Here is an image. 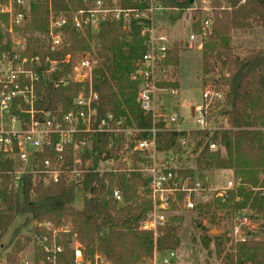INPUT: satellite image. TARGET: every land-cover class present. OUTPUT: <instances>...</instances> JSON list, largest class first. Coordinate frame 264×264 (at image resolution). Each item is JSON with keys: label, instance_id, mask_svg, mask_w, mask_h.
I'll return each mask as SVG.
<instances>
[{"label": "trees", "instance_id": "1", "mask_svg": "<svg viewBox=\"0 0 264 264\" xmlns=\"http://www.w3.org/2000/svg\"><path fill=\"white\" fill-rule=\"evenodd\" d=\"M193 1L198 0H163V3L173 9L186 11L192 8ZM241 2L211 0L216 17L213 18L212 29L203 35L201 50L204 77L220 67L221 81L217 84L223 88L225 96L220 114L226 118L228 127L212 132L182 133L193 143L191 153L194 160L191 168L182 166L179 173L194 181L196 177L204 179L208 172L223 170L231 172L234 179L241 180V185L228 202L222 203L213 198L210 204H198L196 210L213 216L217 211L248 210L259 228L250 240L232 247L233 253L224 252L228 240L219 236H204L201 245L203 248L216 247L218 256L224 253L222 264H264V49L251 50L248 55L241 57L233 53L231 47L232 31L264 29V0ZM30 4V20L19 30L23 35L45 32L51 12L69 17L72 11L85 7L82 0H30ZM121 5L133 7L135 0H121ZM192 19L195 34L204 33L199 9L194 11ZM142 29L139 22L125 27L121 21L110 20L104 22L97 32H89L84 36L67 26L64 32L68 50L51 52L48 43L31 36L27 38L26 54L63 60L67 54L92 51L95 45L99 64L94 71L93 88L99 95L95 105L98 115L101 117L110 113L117 118H124L131 126L149 129L152 126L151 116L145 115L138 105V84L131 79L146 52ZM6 39L0 26V52L9 48ZM179 51L180 48L173 45L168 52L167 64L172 67L174 75L180 66ZM65 71H71V64L67 65ZM58 77L56 73L54 79ZM160 86L179 89V82L161 83ZM41 88L43 94L38 103L39 108L67 112L73 107L77 95L87 86L71 82L66 86L55 87L54 81L47 79L41 83ZM178 137L179 134L174 132L158 134V149L181 154ZM101 141L95 145L99 155L109 151L106 137H101ZM211 144H216L217 150H211ZM106 180L110 183L109 189H105ZM147 184V179L135 172L130 176L122 173H91L83 184L84 207L78 210L74 207L76 191L73 186L61 182L47 188L38 187L36 196H32L31 178L28 177L22 191L7 195L6 208L0 211V256L1 250H9L6 262L18 264L25 245L34 242V262L40 264L48 250H51L52 234L40 227L30 226L33 222L40 224L50 221L56 227L68 226L71 229V233H61L56 241L63 247L59 258L63 264L71 263L69 244L74 235L84 246L87 255L99 252L112 264H151L155 248L154 235L141 230L151 210L150 202L140 196V191L146 192ZM114 187L124 196V205H119L111 197ZM237 196L241 197V201L234 200ZM18 218H23V222L14 226ZM181 221L179 216L169 218L156 240L160 253L176 251L180 247L181 240L174 223ZM25 230L31 234L24 236L26 242L21 239ZM6 237L7 242L4 244Z\"/></svg>", "mask_w": 264, "mask_h": 264}, {"label": "built area", "instance_id": "2", "mask_svg": "<svg viewBox=\"0 0 264 264\" xmlns=\"http://www.w3.org/2000/svg\"><path fill=\"white\" fill-rule=\"evenodd\" d=\"M82 1L85 7L72 11L69 17L51 12L45 32L23 35L19 30L30 20V0H0V26L9 41V48L0 52V211L6 208L7 195L22 191L28 177L31 178V194L36 196V188H47L61 182L73 186L76 192L83 191L87 175L94 172L127 176L133 172L140 173L148 181L146 192L140 191V196L151 204V210L141 225V230L154 235L151 264H173L176 251L160 253L156 245L171 213L182 207L196 210L198 204H210L213 198L226 203L241 185V180L233 178L226 186L214 188L206 178L196 177L192 181L180 175L183 153L160 151L158 134H179L178 143L186 151L189 139L182 133L212 132L225 127L212 126L213 112L224 104V92L213 89L209 84L204 86L202 102L192 107L194 126H185L184 117L173 110L165 112V104L158 98L160 94L175 98L179 93V89L160 86L161 83L172 82V67L167 61L173 42L167 31L159 30L155 24L156 19L166 15L165 12L176 9L166 6L163 0H135V6L130 8L122 7L121 0ZM198 1L205 4L203 11L212 10L211 0ZM196 9L193 5L186 11ZM110 20L121 21L125 27L133 22L143 26L141 33L145 37L146 52L131 79L138 84V105L145 115L151 116L149 129L131 126L124 118L110 113L98 115L95 105L99 95L93 88V76L99 58L91 50L67 54L63 60L26 54L27 38L31 36L48 43L51 52H60L69 49L65 27L70 26L86 36L89 32H97L104 22ZM211 26L212 20L207 17L202 22L203 35ZM192 32L189 36L191 48L197 38V34ZM201 47L202 42L198 48ZM68 64H71V71L66 73ZM56 73L59 77L54 79ZM47 79L54 81L55 87L72 82L86 85L87 89L77 95L69 111L52 112L38 107L43 94L41 83ZM144 134L148 137H142ZM104 136L109 151L99 155L95 145L100 144ZM210 149L217 150L216 144H211ZM109 187L106 180L105 189ZM111 197L119 205L125 204L117 187L113 188ZM234 200L241 201V197ZM233 214L235 221L225 253H233L232 247L250 240L257 230L252 224L250 211ZM35 226L52 234L51 250L40 264H63L59 259L63 247L56 241L61 233L69 234L71 229L68 226L56 227L50 221ZM69 248L72 251L70 264H112L99 252L87 255L76 235L72 237Z\"/></svg>", "mask_w": 264, "mask_h": 264}, {"label": "rangeland", "instance_id": "3", "mask_svg": "<svg viewBox=\"0 0 264 264\" xmlns=\"http://www.w3.org/2000/svg\"><path fill=\"white\" fill-rule=\"evenodd\" d=\"M193 5L200 10L202 22L207 17H210L213 26V18L215 19L216 17V12H213V7L211 6L212 10L203 11L205 4L197 1ZM224 9L226 8L224 7ZM165 14L166 15L162 17V19H156L155 24L159 30L167 31L173 45L180 48L179 70L175 75L172 72V82H179V93L175 98H170L168 95H165L166 97H164L162 94H160L158 98L163 100L165 104L163 109L165 108V112L173 110L179 113L184 117L185 126L192 127L194 126L191 114L192 107L202 102L204 86L209 84L213 89L215 88L223 91V88L217 84V82L221 81L219 74L220 67L208 77H204L202 74V47L199 49L198 46L203 41V33L197 34L196 40L192 43V48L189 46L191 42H189V36L193 33L191 25L193 26L192 17L194 11L171 10L165 12ZM212 26L210 30L212 29ZM231 37L233 53L238 56L245 57L251 50L264 49L263 28H257L253 31L234 30L232 31ZM92 52L96 53L95 45H93ZM177 102H180L179 106H177ZM222 109L223 106H220L215 109V112H213L212 126L228 127L226 118L220 114ZM189 144L190 146L188 150H182L183 156L181 158V163L186 169L193 166L194 160V156L191 153L193 143L191 144L189 142ZM205 178L209 185L214 188L224 187L229 180H233L231 172L223 170L208 172ZM74 207L78 210H81L84 207V195L82 190L76 192ZM170 216H179L182 218L181 222L174 223L177 227V234L181 240V245L178 250H176V257L173 264H222L224 253L223 255L218 256L217 248L214 246L203 248L201 240L204 236H219L220 238L228 240V235L230 234L231 227L235 221V216L232 211H217L216 215L213 216L212 214H206L197 210L189 211L182 207L176 208ZM22 222L23 218H18L14 226H17ZM252 224L257 229L259 228L258 223L252 222ZM35 225L36 223L33 222L30 227L32 228ZM30 235L31 234L28 231H23L21 235L22 241L26 242L24 236ZM7 237L3 240L4 244L7 242ZM227 247L229 248V246ZM8 252L9 250H1L0 264H8L5 259ZM35 252V243H27L24 251L20 254V262L18 264H35Z\"/></svg>", "mask_w": 264, "mask_h": 264}, {"label": "crops", "instance_id": "4", "mask_svg": "<svg viewBox=\"0 0 264 264\" xmlns=\"http://www.w3.org/2000/svg\"><path fill=\"white\" fill-rule=\"evenodd\" d=\"M180 103V102H179Z\"/></svg>", "mask_w": 264, "mask_h": 264}]
</instances>
